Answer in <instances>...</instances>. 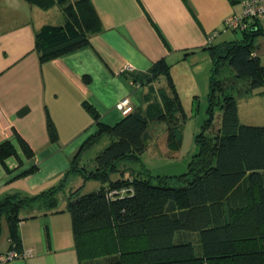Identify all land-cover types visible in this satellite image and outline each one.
I'll return each instance as SVG.
<instances>
[{"label":"trees","instance_id":"16d2710c","mask_svg":"<svg viewBox=\"0 0 264 264\" xmlns=\"http://www.w3.org/2000/svg\"><path fill=\"white\" fill-rule=\"evenodd\" d=\"M27 1L42 9L58 4L65 13L63 23L44 24L37 30L36 48L42 62L88 46L91 36L103 30L91 0ZM241 33L240 38L207 44L213 58L207 119L198 137L201 151L188 172L162 176L147 167L139 170L127 165L141 163L149 128L155 122L167 125L166 141L172 150L182 142L185 116L180 92L171 75L172 65L161 59L147 72L125 75L133 83L148 86L145 107L129 110L116 123L107 124L91 103L84 102L97 131L82 150L103 136L110 143L97 152L95 169H87L77 157L68 172L80 173L85 180L97 179L98 187L87 192L84 185L71 188L65 208L59 207L57 197L64 181L36 195L8 193L0 198V237L6 232L9 240V249L0 255L11 249L23 251L20 224L31 214L67 210L79 264H264V124L241 121L234 93L264 85V64L254 43L256 35H264V20L250 21ZM161 77L166 87L156 88L153 83ZM216 107L221 111L220 127L213 137L205 138ZM48 130L56 143L58 134L49 114ZM14 135L15 141L0 142V162L9 172V157L14 156L20 168L25 159L35 156L16 130ZM37 168L33 163L14 178ZM115 173L120 176L113 178ZM36 207L40 213L27 214Z\"/></svg>","mask_w":264,"mask_h":264},{"label":"crops","instance_id":"0c3cea01","mask_svg":"<svg viewBox=\"0 0 264 264\" xmlns=\"http://www.w3.org/2000/svg\"><path fill=\"white\" fill-rule=\"evenodd\" d=\"M91 1L103 30L91 36L88 46L42 62L36 48L37 30L44 24L63 23L61 6L42 9L27 0H0V142L15 141L16 130L35 153L20 168L17 159L9 157L11 172L0 162V198L8 193L36 195L64 181L57 197L59 207L65 208L71 188L82 184L85 188L89 183L98 187V181L68 172L77 157L81 165L95 169L98 150L92 149L107 138L82 150L97 131V122L84 102L91 103L107 124L124 116L117 105L125 98L130 99V110L145 107L148 86L133 83L125 75L147 72L161 59L172 65L171 75L180 94L195 93L204 81L208 85L213 66L206 48L209 35L218 31L213 44L232 39L224 21L242 11L244 0ZM164 82L161 77L153 84L166 87ZM240 109L239 104L243 123H260L255 113L245 118ZM48 114L57 130L56 143L50 139ZM33 163L38 165L35 172L14 178ZM38 210L26 212L30 215ZM31 215L21 222L20 233L22 250L33 247L35 254L0 264H79L71 214L64 210ZM6 239L0 251L9 249L7 234Z\"/></svg>","mask_w":264,"mask_h":264},{"label":"rangeland","instance_id":"374dc122","mask_svg":"<svg viewBox=\"0 0 264 264\" xmlns=\"http://www.w3.org/2000/svg\"><path fill=\"white\" fill-rule=\"evenodd\" d=\"M226 32L232 39L240 38L242 36V33L239 30L235 32L229 28L226 30ZM254 43L257 46V50L260 55V61L262 64H264V35H256ZM210 77L211 73L209 75L208 85H205V81L204 84L201 82L200 87H198L195 93L180 94L185 116L182 125L183 134L180 148L177 150H172L168 146L166 141L167 125L165 123L155 122L149 128L150 140L148 141V147L146 151L141 155L142 164L139 163L141 166L138 163L132 162L127 163L128 166L131 165L134 169L139 170H145V167H147L153 172V174L162 176L182 175L189 171L191 163L200 153L202 147L198 141V137L200 132L203 130V125L207 119ZM164 83H166V79ZM234 93L240 104L242 116L245 117L246 115H254L255 113V120H257L258 123L260 122L259 124H264V85L252 90L251 92L243 91L239 93V90H235ZM220 124L221 111L219 110V107H216L213 126L210 130L206 129L204 131L205 138L213 137L220 127ZM202 139L204 140V137L200 138V140ZM109 143L110 139L107 137L100 142L98 146L99 148H96V146L92 149V151L94 149L100 151ZM87 164H90V161H88ZM119 176L120 175L116 173L112 175L113 178H118ZM96 181L98 180L96 179ZM171 182L174 185L178 183L177 180H172ZM92 188H94L92 183H89L83 191L87 192ZM6 245V234L3 232L0 237V249L5 248Z\"/></svg>","mask_w":264,"mask_h":264},{"label":"built area","instance_id":"2783aa9c","mask_svg":"<svg viewBox=\"0 0 264 264\" xmlns=\"http://www.w3.org/2000/svg\"><path fill=\"white\" fill-rule=\"evenodd\" d=\"M243 9L240 13H234L226 17L224 21L225 28H234L239 31L245 30L249 27L250 21H254L256 18L264 20V0H244ZM218 31H213L209 35V41H213ZM130 99H123L117 108L123 113L130 110ZM36 252L35 248H27L22 252L15 249H11L6 252V254L0 255V260L3 262L12 260L14 258H25L34 255Z\"/></svg>","mask_w":264,"mask_h":264}]
</instances>
